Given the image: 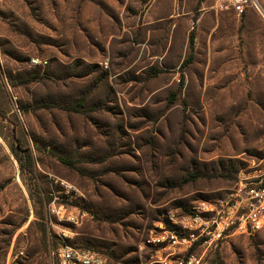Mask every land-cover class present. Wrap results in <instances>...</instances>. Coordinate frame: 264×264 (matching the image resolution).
Returning a JSON list of instances; mask_svg holds the SVG:
<instances>
[{
  "label": "rangeland",
  "instance_id": "374dc122",
  "mask_svg": "<svg viewBox=\"0 0 264 264\" xmlns=\"http://www.w3.org/2000/svg\"><path fill=\"white\" fill-rule=\"evenodd\" d=\"M214 2L0 0V264H49L51 200L108 264H159L171 228V260L264 264V227L181 222L264 183V1Z\"/></svg>",
  "mask_w": 264,
  "mask_h": 264
},
{
  "label": "built area",
  "instance_id": "2783aa9c",
  "mask_svg": "<svg viewBox=\"0 0 264 264\" xmlns=\"http://www.w3.org/2000/svg\"><path fill=\"white\" fill-rule=\"evenodd\" d=\"M264 1V0H261ZM252 5L256 10L260 8L258 0H215L213 9L216 12L232 11L236 16L244 13L245 9ZM32 65L46 64L45 60L31 57ZM65 190H73L71 185L60 182ZM201 214L211 215L210 218ZM83 214L80 215L82 217ZM177 223V218L169 217ZM45 223L51 228L56 227L54 238L55 246L50 250L49 264H108L105 258L97 251L77 246L70 242L71 232L61 226V222L70 224L78 223V214L67 211L66 208L54 200L46 207ZM182 227L189 231L190 236L209 235L214 233L219 236L224 230H230L238 234H252L264 226V183H258L252 187H238L234 193H229L220 198L214 204H201L192 207L191 214L186 215L181 221ZM212 226V232L209 227ZM211 232V233H210ZM159 249L165 251L164 256H159V264H192V255L177 257L171 260L168 256L178 246L179 237L175 229L164 230L155 238Z\"/></svg>",
  "mask_w": 264,
  "mask_h": 264
},
{
  "label": "trees",
  "instance_id": "16d2710c",
  "mask_svg": "<svg viewBox=\"0 0 264 264\" xmlns=\"http://www.w3.org/2000/svg\"><path fill=\"white\" fill-rule=\"evenodd\" d=\"M263 227H264V226H263ZM263 227H262V228H263ZM262 228H261V229H262ZM81 247H83V248H87V249H91V248H88V247H85V246H81ZM91 250H93V249H91ZM94 251H95V250H94Z\"/></svg>",
  "mask_w": 264,
  "mask_h": 264
},
{
  "label": "bare ground",
  "instance_id": "6f19581e",
  "mask_svg": "<svg viewBox=\"0 0 264 264\" xmlns=\"http://www.w3.org/2000/svg\"><path fill=\"white\" fill-rule=\"evenodd\" d=\"M261 12H262V14L264 15V11L261 10Z\"/></svg>",
  "mask_w": 264,
  "mask_h": 264
}]
</instances>
